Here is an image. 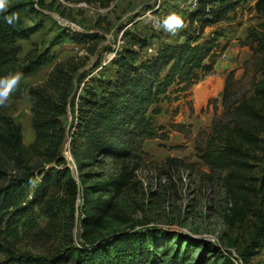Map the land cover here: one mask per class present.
Returning <instances> with one entry per match:
<instances>
[{
  "label": "trees",
  "instance_id": "16d2710c",
  "mask_svg": "<svg viewBox=\"0 0 264 264\" xmlns=\"http://www.w3.org/2000/svg\"><path fill=\"white\" fill-rule=\"evenodd\" d=\"M79 1H95L107 7L113 0ZM251 1L255 10L264 11V0H196L188 13L189 31L183 41L162 43L155 54L142 58L127 48L112 60L114 77L100 80L97 86L86 83L73 102L69 101L72 76L62 64L56 65L47 83L30 88L35 138L29 145L24 143L21 124L0 106V236L17 239L23 230H38L36 209L53 226L60 220L61 209L69 208L72 233L78 184L67 157L61 153L68 135L64 116L70 103L76 115L69 129V152L78 171L89 175L91 172H84L88 166L108 160L123 168L117 178L84 187V244H68L39 257L18 255L7 248V258L0 264H191L192 248L186 245L182 251L177 246L178 234L130 228L104 240L93 239L92 235L113 209V200L105 195L119 193L129 184L134 171L129 168V160L146 140L157 136L155 117L161 113L160 102L170 91L187 92L213 71L216 58L225 49L219 40L223 34L216 30L204 36L205 29L231 20L232 13ZM27 8L28 3H16L0 12V77L16 72L30 74L53 59L45 51L26 63L19 61V41L43 28L41 22L23 24L20 12ZM13 14L18 19L9 24L6 17ZM90 36L64 30L58 37L59 41H86ZM129 40L142 48L148 45L143 37ZM246 41L250 47L257 43L264 50V30L250 32ZM262 69L264 74V66ZM228 89L226 83V95ZM224 105L226 114L214 124L202 157L211 169L225 173L226 192L232 202L231 223L243 224L249 215L254 217L252 236L239 252L247 263L264 249V76L255 83L253 94L243 93L232 104L226 97ZM33 182L28 194L26 187ZM1 250L4 247L0 242ZM230 263L225 258L223 264Z\"/></svg>",
  "mask_w": 264,
  "mask_h": 264
},
{
  "label": "rangeland",
  "instance_id": "374dc122",
  "mask_svg": "<svg viewBox=\"0 0 264 264\" xmlns=\"http://www.w3.org/2000/svg\"><path fill=\"white\" fill-rule=\"evenodd\" d=\"M195 2L113 0L103 7L95 1L8 0L7 7L29 4V8L20 12L24 25L43 23L39 32L19 41L22 47L19 61L26 63L45 51L53 55L46 65L22 75V86L2 106L6 114L21 124L24 143L29 145L35 138L30 88L47 83L56 65L62 64L72 76L69 101L73 102L86 83L97 86L100 80L113 78L112 60L127 48L142 58L155 54L162 43L183 41L189 31L188 13ZM173 12L184 21V27L175 35L163 28L164 19ZM64 30L91 36L86 41L69 38L59 41L58 36ZM216 30L223 34L219 40L225 49L216 58L213 71L203 75L187 92L170 91L160 102L161 113L155 117L158 134L146 140L129 160V168L134 170L129 184L119 193L112 191L105 195L113 200V209L105 224L92 235L93 239L104 240L130 228L159 229L178 234L177 246L182 251L186 245L192 248L191 264H223L225 258L233 264H264V249L247 263L239 254L252 236L254 217L249 215L243 224L231 223L232 202L226 192L225 173L211 169L202 157L214 124L226 114V97L228 104H232L243 93L253 94L255 83L264 76V50L257 43L250 47L246 41L250 32L264 30V11L255 10L254 1L248 2L232 13L231 20L207 27L204 36ZM134 36L145 38L147 47L133 44L129 38ZM231 73L233 78L227 80ZM75 115V107L70 103L64 116L68 141ZM64 155L78 184L72 233L68 227L72 218L69 208L61 209L60 220L53 226L36 209L38 230H23L17 239L0 236L4 247L0 262L7 258L9 248L18 255L29 253L39 257L49 256L68 244H84L81 224L84 187L117 178L123 168L108 160L88 166L84 172L91 174L85 176L72 159L69 143ZM33 186L34 182L26 187L28 194ZM61 194L67 197L66 192Z\"/></svg>",
  "mask_w": 264,
  "mask_h": 264
},
{
  "label": "clouds",
  "instance_id": "9594fccd",
  "mask_svg": "<svg viewBox=\"0 0 264 264\" xmlns=\"http://www.w3.org/2000/svg\"><path fill=\"white\" fill-rule=\"evenodd\" d=\"M8 5V0H0V12L4 11ZM18 16L13 14L10 17H6L9 24H13ZM184 27V21L182 17L173 12L170 13L163 21V28L166 32L175 35L176 32ZM22 78V73H8L4 77H0V106H6L13 92L17 89Z\"/></svg>",
  "mask_w": 264,
  "mask_h": 264
},
{
  "label": "water",
  "instance_id": "95a60500",
  "mask_svg": "<svg viewBox=\"0 0 264 264\" xmlns=\"http://www.w3.org/2000/svg\"><path fill=\"white\" fill-rule=\"evenodd\" d=\"M68 143H70V140L68 141V135H66L65 140H64L63 145H62V148H61V153L63 155H64V152H65V149H66Z\"/></svg>",
  "mask_w": 264,
  "mask_h": 264
}]
</instances>
